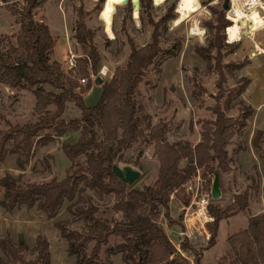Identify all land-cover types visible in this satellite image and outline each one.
I'll use <instances>...</instances> for the list:
<instances>
[{
	"label": "trees",
	"instance_id": "trees-1",
	"mask_svg": "<svg viewBox=\"0 0 264 264\" xmlns=\"http://www.w3.org/2000/svg\"><path fill=\"white\" fill-rule=\"evenodd\" d=\"M0 1L11 15L16 16L19 24L15 33H0V84L11 89L32 88V108L36 113L34 120L12 122L0 111V119L6 123V127L0 128V161L13 153L17 167L24 169L39 145L54 141L69 131L78 132V136H66L61 142V149L69 160L63 177L22 181V174L14 176L7 172L0 177V206L6 211L21 205L35 206L47 218H54L67 200L66 210L70 215L55 220L53 225L66 243L67 254L74 257L71 264H112L110 257L105 261L100 255L102 246L109 242L111 235L121 240L107 249L108 254L119 252L125 264H192L184 251L193 254V264H203L200 262L201 253L188 237L184 236L176 245L159 218L162 213L170 225L177 220L170 217V194L183 190L185 183L199 169H202V176H213L217 170L219 181L220 173L231 169L232 159L226 146L235 134V128L243 129L254 111L250 103L239 98L251 81L246 77L238 80L234 90V96L238 98V114L228 115L221 104L225 69L242 70L250 63V60L222 63L224 37L220 32L230 22L222 14L218 15L215 26L209 22L207 45H193L194 53L201 59L214 61L217 74L215 102L206 106L213 117L202 119L200 137L196 142L186 139L169 141L165 119L152 123L147 115L145 125H137L140 104L136 93L149 67L161 54L167 52L174 56L180 49L178 38L173 42L172 50L164 51L160 45L161 29L167 30L169 20L174 17L170 14L173 6H169L157 22L150 21L152 30L146 44L138 46L132 38L127 39L130 51L126 65L116 66L112 76L100 83L96 102L87 104L84 93L92 86L90 73L98 74L100 55L94 45V32L86 26L80 9L77 10L73 37L78 44L87 46L88 51L84 57L75 59L74 68L64 71L58 61L49 59L55 43L49 27L34 18V10L47 0H24L22 7L7 0ZM139 7L140 13L142 9L152 8L151 0H139ZM79 78H86V82L81 84ZM44 85L52 88L47 89ZM203 91L205 88L199 85V90L193 89L192 94L199 95ZM70 101L79 108L80 114L65 118L63 113ZM51 104L55 106L54 110L50 109ZM263 133L264 129L256 128L251 138L252 146L258 150L264 140ZM136 140L153 143L158 159L155 180L144 186L129 185L112 171L114 160L123 162L125 150ZM241 149L245 146L237 147L238 151ZM80 155L84 157L83 162L79 160ZM182 160H185L184 165H181ZM253 165L256 167V163ZM207 181L210 183L211 178ZM249 187L235 194L224 208L212 199L208 201L207 210L212 219L204 224L209 231L206 247L216 242L221 219L247 207ZM87 190L99 197L111 195L114 200L112 209L120 211L123 218L99 217L97 204L84 201ZM188 201L189 196L183 202ZM71 223L81 225L73 228L69 226ZM227 238L235 253V264H264V211L250 214L247 225ZM0 250V264H50V243L42 232L36 234L34 244L29 246L22 232L15 239L7 230L0 236ZM25 251H31L35 256L26 258Z\"/></svg>",
	"mask_w": 264,
	"mask_h": 264
},
{
	"label": "rangeland",
	"instance_id": "rangeland-1",
	"mask_svg": "<svg viewBox=\"0 0 264 264\" xmlns=\"http://www.w3.org/2000/svg\"><path fill=\"white\" fill-rule=\"evenodd\" d=\"M7 1L17 7L24 5V0ZM198 1L200 4L198 10L191 13L186 20L173 27L168 23L167 30L161 29L160 45L164 51L172 50V44L177 38L181 41L180 49L174 56L167 52L161 54L162 56L157 62L149 67L136 93L140 104V109L137 112V125L143 127L147 122V115L152 123L160 118L165 119L168 123L166 138L169 141L186 139L194 143L200 137L202 119L213 117L212 111L206 106L215 102L213 94L217 90L215 85L217 74L213 68L214 61L211 59L207 62L201 59L194 53L193 45H207L209 22L215 26L218 15L222 14L231 25L229 13L233 3L229 0L228 6L225 8L226 0ZM247 1L235 0V4L242 10L248 11V5L245 4ZM260 1L264 4V0ZM177 3L178 0H164L161 4L154 5L151 0L152 8L142 9L140 13V7L135 11L132 0L126 2L125 0H105L103 6L100 0H47L45 5L36 8L34 14L36 20L39 16H43L51 23L52 36L57 42L49 54V59L51 61L58 60L65 71L68 69L66 59L69 56V51L74 54L75 59L84 57L88 51L87 46L78 44L73 37L78 17L77 10L80 9L82 12L80 15L86 26L95 35L94 45L100 55L98 75H100L99 70L102 66L107 68V74L100 75L104 81L112 76L116 66L124 67L126 65L130 51L127 39L132 38L138 46L146 44L152 30L150 21L157 22L166 14L169 6H173L170 14L174 15L169 22L175 21L178 17ZM3 4L0 1V33L10 35L18 30L19 24L16 16L11 15ZM128 4L131 6L130 9H128ZM257 10L264 17V10L260 7ZM227 27L220 32V35L224 37V46L221 49L222 63H237L243 60H250V63L243 70L225 69V91L221 98V104L228 115L238 114V98H235L234 90L238 85V80L241 77H246L252 81L239 95V98L250 103L254 111L247 118V125L243 129L235 128V134L226 146L232 161L231 169L220 173V196L218 198L211 197L210 188L213 176L210 174L202 176V169H199L198 174L185 183L183 190L170 194V217L177 219L173 225L168 224V218L162 213L159 218V222L172 242L178 245L184 237L180 233L184 227L182 222L183 206L191 203L188 208L190 211L185 216L189 221L188 230L192 233L188 240L201 253L200 262L203 264H235V253L228 241V235L244 228L250 214L264 211V140L261 142V150L251 144L254 130L256 128L264 129V54L256 48V46L264 48V25L253 35L244 34L233 42L228 39ZM194 32H200V34H194ZM73 75L75 74L73 73ZM92 85L95 87L92 92L86 95L87 102L95 100L96 92L99 89L97 86L100 84H94L92 81ZM199 85H202L205 91L199 95H193L192 90L198 91ZM44 86L47 89L52 88L50 85ZM54 90L57 91V89ZM33 103L32 88L11 89L0 84V111L12 122L34 120L36 113L32 108ZM66 105L65 118H71L76 113L80 114L79 108L73 102H67ZM50 109L54 110L55 106L51 104ZM4 127H6V123L0 119V128ZM66 136L74 138L78 136V132L69 131L65 135L55 138L54 141L47 142L46 148H44V144L39 145L37 154L24 169L17 167L14 155H7L0 161V177L7 172L14 176L22 174V181H43L52 176L63 177L69 164L68 158L61 149V142ZM262 137L264 139V133ZM239 145H244L245 149L238 151ZM46 150L49 152L45 153ZM79 160L84 161L83 155L79 156ZM122 160L123 162L118 161V163L131 164L141 170V175L134 181V185L144 186L155 180L158 159L154 154L153 143L143 140L134 141L132 146L125 150ZM184 163L185 160H182L181 165ZM253 163H256V167ZM197 175H199V179ZM207 178H211L210 183ZM187 185L193 190L187 191ZM246 186H250L247 207L234 215L221 219L216 242L212 246L206 247L207 238L204 237L209 235V231L206 228L205 232L203 231L202 220L204 217L212 219L207 210L208 201L212 199L221 208H224L233 200V196L240 193ZM86 195L85 202L91 201L97 204L96 214L99 217L123 218L120 211L116 212L112 209L114 200L111 195L99 197L91 190H87ZM187 196H189L188 204L183 202ZM201 198H205V200L201 201ZM202 203H206V208L202 214H197L196 210L201 208ZM67 204L68 201L65 200L57 216L52 219L47 218L42 210L35 207L30 209L22 205L13 211H6L0 206V236L9 230L12 237L16 239L18 233L22 232L29 246H32L36 234L42 232L45 236L47 235L50 243V264H71L74 257L67 254L66 243L53 225L55 220L64 219L70 215L66 210ZM201 211L200 209L199 212ZM191 223L194 225H190ZM80 225V223H71L69 226L78 228ZM193 227L197 228L194 230ZM193 233L196 234L197 239L193 237ZM120 240V237L110 236L109 242L103 245L100 250L103 260L107 261V258L110 257L112 264H125L119 252L109 255L107 250ZM184 254L193 264V254L190 251H184ZM0 256H2L1 250ZM24 256L32 258L35 254L25 251Z\"/></svg>",
	"mask_w": 264,
	"mask_h": 264
},
{
	"label": "bare ground",
	"instance_id": "bare-ground-1",
	"mask_svg": "<svg viewBox=\"0 0 264 264\" xmlns=\"http://www.w3.org/2000/svg\"><path fill=\"white\" fill-rule=\"evenodd\" d=\"M164 0H153L154 4L159 5ZM135 11L139 9V0H132ZM232 9L230 10L231 25L226 28V33L230 42L236 41L244 34L253 35L256 30L260 29L264 25V17L258 12L257 8L260 7L264 10V4L260 0H248L245 2L248 5V11H244L241 7L235 4V0H231ZM242 5V4H241ZM200 4L198 0H178L176 6V12L178 17L174 21L177 25L186 20L191 13L198 10ZM194 34H200V32H194ZM260 53L264 54V48L256 46Z\"/></svg>",
	"mask_w": 264,
	"mask_h": 264
},
{
	"label": "water",
	"instance_id": "water-1",
	"mask_svg": "<svg viewBox=\"0 0 264 264\" xmlns=\"http://www.w3.org/2000/svg\"><path fill=\"white\" fill-rule=\"evenodd\" d=\"M126 1L127 0H125V2ZM228 1L229 0H226V4L228 3ZM100 2L103 6L105 0H100ZM132 5L134 7L133 2H132ZM138 5H139V2H138ZM169 25L171 27L175 26L174 21H170ZM102 81H103V78L100 75H96L95 78L93 79L94 84H97V85L100 84ZM112 171L129 185L133 184L134 181H136L141 175V170L139 168L131 164H119L117 160H114L112 164ZM210 194L212 198H218L221 194L219 174L217 170H215L213 174Z\"/></svg>",
	"mask_w": 264,
	"mask_h": 264
},
{
	"label": "built area",
	"instance_id": "built-area-1",
	"mask_svg": "<svg viewBox=\"0 0 264 264\" xmlns=\"http://www.w3.org/2000/svg\"><path fill=\"white\" fill-rule=\"evenodd\" d=\"M66 62H67V68L68 69H71V68H74V66H75V56H74V54L72 53V52H69V56L67 57V59H66ZM67 69V70H68ZM99 74L100 75H102V76H105L106 74H107V68H106V66H102L101 68H100V70H99ZM98 75V74H97ZM95 76L96 75H94V74H92V73H90V75H89V77H90V79L93 81V79L95 78ZM79 82L81 83V84H84L85 82H86V78H79ZM198 174V173H197ZM197 178L199 179L200 177H199V175H197ZM197 188V190H198V187H196ZM186 189H187V191H189V190H193L190 186H186ZM205 200V198H201V201H204ZM196 203H197V201H195ZM186 204H188V203H186ZM202 206H201V208H199L198 210H196V213L197 214H202V212H204V209L206 208V203H202L201 204ZM186 206V205H185ZM185 206H183V208H184V217L182 218V222H183V224H184V229H183V231L181 232V233H183L185 236L187 235L188 237H190L191 235H192V233L188 230V228H189V221H187V217H185V216H187V214L189 213L188 211H190L188 208L191 206V203L189 204V205H187L186 207ZM200 209L202 210L201 212H199L200 211ZM211 217V216H210ZM204 220V221H203ZM202 220V224L204 223V222H206L207 220H210V219H208V217L205 219V217H204V219ZM205 224V223H204ZM190 225H194V223H191ZM208 237V236H207Z\"/></svg>",
	"mask_w": 264,
	"mask_h": 264
},
{
	"label": "crops",
	"instance_id": "crops-1",
	"mask_svg": "<svg viewBox=\"0 0 264 264\" xmlns=\"http://www.w3.org/2000/svg\"><path fill=\"white\" fill-rule=\"evenodd\" d=\"M60 2H62V1H60ZM45 4H46V3H45ZM45 4H44V5H45ZM35 11H36V9L34 10V12H35ZM35 17H36V15L34 14V18H35ZM35 19H36V18H35ZM37 20H38V21H42L43 23H45V24L49 27V30H50L51 35H53V31H52V28H51V23H50L49 21H47V20L45 19V17H43V16H39V18H38ZM63 22H64V20H63ZM0 28H1V26H0ZM54 41H55V40H54ZM56 42H57V41H55V43H54V47H55ZM54 47H53V49H54ZM69 52H71V51H69ZM57 61H58V60H57ZM243 69H244V68H243ZM243 69H242V70H243ZM241 73H243V72L241 71ZM251 81H252V80H251ZM249 84H250V83H249ZM94 87H95V86L92 85L91 88H90L88 91H86V92L84 93V100H85V102H86L87 104H93V103H95L96 100L98 99L99 95H100V85H99V86H97L99 89H98V91L96 92L95 100H92V102H87V101H86V95L89 94V92H92V91L94 90ZM247 87H248V86H247ZM247 87H246V88H247ZM243 94H244V93H243ZM32 107H33V106H32ZM66 108H67V107H66ZM65 110H66V109H65ZM65 113H66V112L64 111V113H63L64 116H65ZM78 115H79V114L76 113V114H74L73 116H78ZM73 116H71V117H73ZM197 140H198V139H197ZM197 140H196V141H197ZM196 141H194V142H196ZM46 145H47V144L45 143V144H44V146H45L44 148H46ZM37 148H38V147H37ZM37 152H38V151H37V149H36L35 155L37 154ZM47 152H49V150H46V151H45V153H47ZM7 155H14V156H15V154H13V153H12V154H7ZM7 155H6V156H7ZM35 155H34V157H35ZM6 156H5V157H6ZM1 197H2V188L0 187V198H1ZM21 206H22V205H21ZM33 207H35V206H33ZM33 207H31L30 209H33ZM16 208H17V207L13 208V210H15ZM35 208H36V207H35ZM13 210H12V211H13ZM38 210H39V209H38ZM51 219H52V218H51ZM172 225H173V224H172ZM202 225H203V231L205 232V227H204L205 225H204V224H202ZM172 227H173V226H172ZM196 228H197V227H195V229H196ZM183 229H184V227H182L180 233L183 231ZM193 229H194V227H193ZM195 229H194V230H195ZM194 230H193V232H194ZM45 234H46V233H45ZM182 234H183V233H181V235H182ZM193 234H194V233H193ZM183 235H184V234H183ZM46 236H47V235H46ZM184 236H185V235H184ZM186 236H187V235H186ZM191 236H192V235H191ZM191 236H190V237L187 236V237H188V238H191ZM193 237H196V239H197L196 234H194ZM204 238H207V235H206Z\"/></svg>",
	"mask_w": 264,
	"mask_h": 264
},
{
	"label": "flooded vegetation",
	"instance_id": "flooded-vegetation-1",
	"mask_svg": "<svg viewBox=\"0 0 264 264\" xmlns=\"http://www.w3.org/2000/svg\"><path fill=\"white\" fill-rule=\"evenodd\" d=\"M225 6H228V3H227V4H225V5H224V7H225Z\"/></svg>",
	"mask_w": 264,
	"mask_h": 264
}]
</instances>
